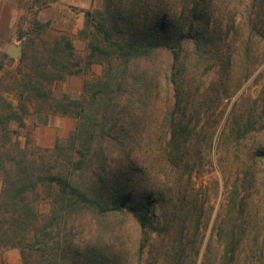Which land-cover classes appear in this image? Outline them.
Here are the masks:
<instances>
[{"label": "trees", "instance_id": "16d2710c", "mask_svg": "<svg viewBox=\"0 0 264 264\" xmlns=\"http://www.w3.org/2000/svg\"><path fill=\"white\" fill-rule=\"evenodd\" d=\"M85 15L89 62L106 67L80 97L51 88L75 73L71 41L30 57L29 38L20 57V105L0 114V250L23 264H241L250 249L264 264V88L214 143L219 106L264 61V0H103ZM30 103L38 123L77 119L38 156L8 129ZM215 150L234 169L216 215L194 181Z\"/></svg>", "mask_w": 264, "mask_h": 264}, {"label": "rangeland", "instance_id": "374dc122", "mask_svg": "<svg viewBox=\"0 0 264 264\" xmlns=\"http://www.w3.org/2000/svg\"><path fill=\"white\" fill-rule=\"evenodd\" d=\"M103 0H0V114L20 105L19 90L23 75L27 71V64L7 53V47L28 44V39L34 40V47L30 51L33 56L36 48L39 50L54 41L67 39L74 46L75 58L69 64L75 71L63 80H57L52 85L55 98L69 95L71 98L81 96L86 80L102 76L105 64L89 62L92 28L86 23V11L95 12L101 9ZM239 21V16H237ZM35 23L43 25L39 30ZM23 37V38H22ZM78 63V66L71 65ZM264 88V61L256 73L247 80L238 92L230 99H226L218 108L216 115L220 122L214 137L218 143L220 133L226 124L229 115L235 107L254 105V100ZM48 105V104H46ZM48 107L44 108V111ZM35 105L29 104L28 113L24 116V125L14 121L9 126L10 134L20 137L22 146L26 147L31 155L38 156L43 150L52 148L57 139H65L76 127L77 119L59 111H49V121L46 125L38 123ZM45 117V114H42ZM212 157L205 169L194 176L196 186L208 193V204L215 207V214L226 201V182L231 180L234 172L232 165L222 164L217 150L212 151ZM2 180L0 174V191ZM37 205L42 214H46L48 203L41 196ZM211 222L206 231V241L212 234ZM249 248V245L246 246ZM244 253L241 264H253L248 253ZM22 252L18 247H8L0 250V264H23Z\"/></svg>", "mask_w": 264, "mask_h": 264}, {"label": "water", "instance_id": "95a60500", "mask_svg": "<svg viewBox=\"0 0 264 264\" xmlns=\"http://www.w3.org/2000/svg\"><path fill=\"white\" fill-rule=\"evenodd\" d=\"M23 45H17L16 43H12L7 47V53L15 58H19L23 54Z\"/></svg>", "mask_w": 264, "mask_h": 264}]
</instances>
